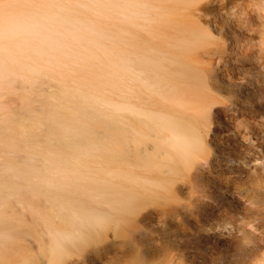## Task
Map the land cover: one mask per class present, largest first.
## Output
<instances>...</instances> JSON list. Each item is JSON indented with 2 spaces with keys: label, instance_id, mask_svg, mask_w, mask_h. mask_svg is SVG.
<instances>
[{
  "label": "bare ground",
  "instance_id": "6f19581e",
  "mask_svg": "<svg viewBox=\"0 0 264 264\" xmlns=\"http://www.w3.org/2000/svg\"><path fill=\"white\" fill-rule=\"evenodd\" d=\"M209 1L0 0V264H264L217 191L264 210V87L226 103Z\"/></svg>",
  "mask_w": 264,
  "mask_h": 264
},
{
  "label": "rangeland",
  "instance_id": "374dc122",
  "mask_svg": "<svg viewBox=\"0 0 264 264\" xmlns=\"http://www.w3.org/2000/svg\"><path fill=\"white\" fill-rule=\"evenodd\" d=\"M207 4L206 20L214 35L219 38L217 44L213 45L220 60L213 68L217 76L218 88L229 97L227 104L235 102L241 108H250L264 87L261 52L264 45V10L259 9L253 0H212ZM249 39H252L251 43L248 42ZM6 99H10L12 106L20 103L15 94L7 96ZM258 103L263 102L258 101ZM34 105H37V102H34ZM240 190L242 191L228 189L225 184H220L217 188L219 193L229 198V200L225 199L227 204L237 199L241 207L249 206L257 212H264L262 205L251 202V199L248 200L244 196L246 192ZM242 216L245 215L237 214L232 219H235L241 230L257 236L261 243L264 242L261 228L257 229L246 223ZM262 247L264 248V245ZM208 259L211 262V258Z\"/></svg>",
  "mask_w": 264,
  "mask_h": 264
}]
</instances>
